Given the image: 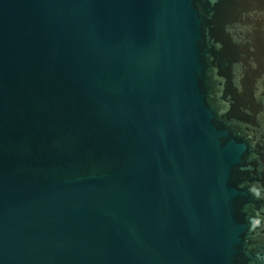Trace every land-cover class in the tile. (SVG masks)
I'll return each mask as SVG.
<instances>
[{"label": "water", "instance_id": "95a60500", "mask_svg": "<svg viewBox=\"0 0 264 264\" xmlns=\"http://www.w3.org/2000/svg\"><path fill=\"white\" fill-rule=\"evenodd\" d=\"M0 264H264V0H0Z\"/></svg>", "mask_w": 264, "mask_h": 264}]
</instances>
